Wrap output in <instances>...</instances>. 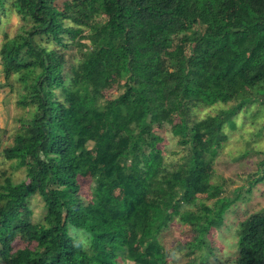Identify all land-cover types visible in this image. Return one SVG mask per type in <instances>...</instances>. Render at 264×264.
I'll list each match as a JSON object with an SVG mask.
<instances>
[{
  "label": "trees",
  "instance_id": "1",
  "mask_svg": "<svg viewBox=\"0 0 264 264\" xmlns=\"http://www.w3.org/2000/svg\"><path fill=\"white\" fill-rule=\"evenodd\" d=\"M60 1L0 0V26L11 13L23 21L0 48V89L18 83L19 103L33 107L12 144L1 149L0 140V159L26 170L25 180L4 173L0 184V263L167 264L159 237L177 217L198 225L195 241L206 247L240 198L211 183L224 126L236 128L240 114L264 104V0ZM71 47L91 52L73 62ZM113 80L122 92L107 99ZM218 103L232 106L191 124L195 108ZM156 126L180 138L182 161L165 160ZM93 140L100 152L89 158ZM118 140L125 160L111 151ZM259 166L257 178L264 159ZM204 194L211 206L198 200ZM35 195L46 209L38 223L30 219ZM237 232L234 264H264V208ZM18 238L25 245L16 249Z\"/></svg>",
  "mask_w": 264,
  "mask_h": 264
},
{
  "label": "rangeland",
  "instance_id": "2",
  "mask_svg": "<svg viewBox=\"0 0 264 264\" xmlns=\"http://www.w3.org/2000/svg\"><path fill=\"white\" fill-rule=\"evenodd\" d=\"M64 0L59 3L62 4ZM23 21L15 13L3 17L0 26V48L3 44L6 34L11 37L19 32V27ZM87 42V41H86ZM49 44L52 43L50 40ZM54 45V44H53ZM53 45H50L53 47ZM82 49L83 51H80ZM91 47H71L66 50L68 58L81 59V55H88ZM5 81L0 65V83ZM123 81L113 80L111 86L105 91L107 99L115 98L122 92ZM15 89H0V140L1 149L9 146L13 142L15 133L19 130L23 122H27L31 117V106L23 107L19 99L24 92L23 87L15 83ZM232 104L224 105L218 103L211 107L199 106L193 110L190 116L191 124L193 121H200L209 116H214L231 107ZM246 114V116H244ZM240 114L236 119V128L225 125L223 133L228 136L223 144L218 157L214 160V176L212 184L222 185V197H234L240 191V198L227 210L224 215V224L220 228H214L206 234V247H199L196 243L195 228L183 224L179 217L175 218L169 227L161 233L159 240L164 247L168 257L167 264H189L197 260L207 264H234L238 256V224L241 220L253 212L264 208V175L259 174L261 181H258L255 174L259 169V163L264 159V104L258 102L250 107L247 113ZM89 114L85 113L83 118L89 119ZM24 120V121H22ZM97 127L92 125L89 133H93ZM155 132L162 140H158L159 146L164 150L165 160L168 162L182 161L188 150L179 143L180 138L171 132L170 126L155 127ZM96 133V132H95ZM95 140V136L93 137ZM89 142V158L96 156L100 152V147L96 141ZM112 145L111 151L115 153L116 159L125 160L126 152L124 140H118ZM102 151V150H101ZM123 155V156H122ZM82 159V162H86ZM87 164H83L85 168ZM4 173L10 177L13 182L19 183L26 179V170L19 166L17 162L7 161L4 157L0 159V184L3 183ZM94 183L91 179L82 181V193L85 200H89L92 195ZM198 200L204 201L203 205L211 206L214 200L207 199L206 195H198ZM243 198H248L243 201ZM198 202H195L193 211L198 209ZM192 207H189L191 209ZM30 219L34 223L42 222L46 214L44 203L40 196H33L30 203ZM75 235V233L71 232ZM77 236L86 245L88 242L82 234ZM25 243L18 238L14 244L15 248H21ZM136 250L141 248L136 246ZM2 264V263H0ZM126 264H134L128 262Z\"/></svg>",
  "mask_w": 264,
  "mask_h": 264
}]
</instances>
